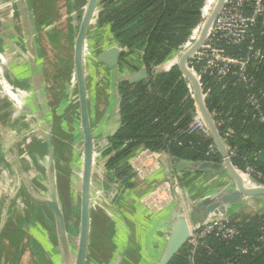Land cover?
I'll use <instances>...</instances> for the list:
<instances>
[{"label": "crops", "instance_id": "crops-1", "mask_svg": "<svg viewBox=\"0 0 264 264\" xmlns=\"http://www.w3.org/2000/svg\"><path fill=\"white\" fill-rule=\"evenodd\" d=\"M87 3L88 0H0V123L13 138L0 144V166L2 164L10 172L13 168L19 175L20 171L26 181L21 192L22 213L16 218H19V223L11 216L4 217L7 222L0 219L5 227L0 237V264L75 262L80 229L78 183L83 137L79 109L74 103L78 92L73 55ZM91 25L92 22L86 32L83 49L87 112L94 145L98 144L103 154L110 147L109 139L121 122L118 115L120 78L137 75L143 66L137 55L129 60L128 65H121L119 55L125 48L109 35L107 29H96ZM115 46L119 52L116 66H107L98 60L101 53L113 50ZM178 60L180 58L176 57L169 61L177 65ZM48 133L49 141L44 138ZM17 139H20V144ZM19 148L27 152L26 162H18L14 151ZM142 153L140 150L135 156ZM162 159L169 166L171 177L185 179V190L198 200L205 194H195L194 191L214 176L223 174L187 170L185 161L160 151L145 155L141 167L146 175L142 177L135 174L131 164L133 159L128 161L133 174L132 186L124 188L123 182L114 176V171L105 166V158L96 162L93 159L92 195L100 193L96 187L99 186L104 196L114 201L111 203L119 214L113 216L100 202L90 200L84 264H110L117 257L120 258L119 264H152L164 253L171 227V210L168 204L158 208L148 202L152 192L169 181L162 171ZM254 160L264 164V150L255 154ZM176 162L180 170L176 169ZM22 163L23 168L19 169ZM155 164L157 166L154 167ZM238 175L243 183L247 182L249 190L258 188L250 183L249 176L244 173ZM119 198L121 202L117 206ZM46 200L57 202L63 216V229L44 203ZM186 206L188 208L181 204V213L191 229L190 218L197 221L203 215L197 212L201 209L190 206V216L189 205ZM234 206L237 203L228 205L225 214L237 212L238 215L239 208L237 210ZM3 207L0 215L4 214ZM96 233L102 239L108 238L112 245L103 262L91 256L94 248L91 238ZM2 239L10 240L14 245L10 252L6 251L9 242Z\"/></svg>", "mask_w": 264, "mask_h": 264}, {"label": "trees", "instance_id": "trees-1", "mask_svg": "<svg viewBox=\"0 0 264 264\" xmlns=\"http://www.w3.org/2000/svg\"><path fill=\"white\" fill-rule=\"evenodd\" d=\"M204 1L101 0L97 26L107 29L109 35L125 48L119 55L120 64L128 65L137 55L146 70V79L142 81L120 82L121 122L109 139L110 147L103 152L105 166L114 171L124 188L132 186L133 174L128 161L142 149L165 151L172 158L185 162L221 161L217 151L209 153L213 143L211 138L201 131L188 133L196 112L195 101L178 67L169 61L172 51L188 37L184 44L190 41L203 23L201 7ZM214 46L223 56L241 61L249 57L250 46L264 52V22L258 20L238 45L219 40ZM163 63H166V69L172 67L158 72ZM237 71V66H231L230 72L221 80L202 75L205 106L215 114V122H223L217 130L234 152L230 158L233 166L239 171L252 168L264 175V164L254 160V155L264 150V124L258 120L259 114H264V63L249 60L243 72L246 81L232 73ZM250 97L257 101V107L250 104ZM227 131L230 134L224 137ZM120 198L116 201L117 206ZM230 223L240 233L233 240L223 241L209 235L194 254H190L186 243L168 264H264V246L259 242L264 236V214ZM243 245L249 250L245 255L237 250Z\"/></svg>", "mask_w": 264, "mask_h": 264}, {"label": "water", "instance_id": "water-1", "mask_svg": "<svg viewBox=\"0 0 264 264\" xmlns=\"http://www.w3.org/2000/svg\"><path fill=\"white\" fill-rule=\"evenodd\" d=\"M97 0H88V3L84 9L83 15L81 17V22L79 26V32L76 37L74 43V75L77 81V92H78V109L82 127V146H81V153H82V165H81V175L78 183V192H79V199H80V229H79V237L78 242L76 245L75 251V262L74 264H84L85 257L87 253V245H88V233H89V219H90V211H89V202L91 199L94 201H98L102 204V206L108 211L109 214L113 213V216H117L118 209L108 200L104 193L102 192L99 186H96L100 193L98 195H92V187L94 184L91 180V171H92V160H93V145L94 139L93 134L90 130L89 126V117L87 112V98H86V87H85V77H84V68H83V49H84V41L86 32L88 30L89 25L91 24L96 8ZM225 0H220L215 12L212 15L207 27L203 30L198 42L195 44L193 49L188 51L184 54L181 58L179 63L176 65L180 71V73L185 76L187 75L193 85V91L195 94L196 106L198 111L200 112L206 127L210 133L211 139L217 149V152L221 156L220 163L214 162H184L185 165H188L187 170H194V171H204V172H211V173H227L230 178L233 180L235 190L229 193H219V194H212L207 197L202 198L200 201H197L196 204L189 205V210L191 207H195V209H201L197 211L198 214H202L203 218L201 220L194 221L190 218V226L184 216L182 215L181 203L177 201V199H173L169 202L167 207H170L171 213L169 215V219L171 221V227L169 229V237L167 239L166 248L164 253L161 257L156 260L152 264H168L171 259L179 252V250L188 242L190 237L191 230H197L204 226L208 220L213 216H222L225 214L226 207L230 204L237 203L242 200V198H247L249 201V205L253 208H257L258 206L262 205L264 202V185L258 182L255 179H252L260 188L255 190H247L244 189L242 186L241 180L237 175V169L233 166L228 154L225 150L223 141L216 129L213 119L210 116V113L206 109L205 102L202 98V91L200 84L196 77L189 71L187 67V61L191 57L193 53H195L200 46L204 43L206 39V33L208 28L212 25L214 20L216 19L217 15L221 11ZM119 55L117 47L115 49L101 53L98 57V60L103 62L107 66H116V59ZM161 68V67H159ZM163 69V68H161ZM163 69V72L168 71ZM146 79V70L144 67L139 71L137 75H132L124 78H120L121 82H128L129 84L137 83ZM119 98V105H118V115L120 117V96ZM44 138L49 141L50 135L45 134ZM51 146V145H49ZM50 155H51V147H50ZM15 152V151H14ZM17 157V156H16ZM162 166V171L164 175H167L169 181L171 180V171L169 166L164 159ZM175 167L178 169L177 162ZM28 187V186H27ZM256 198H260L261 200L256 201ZM44 203L51 209L54 213L56 218L60 223L61 229H63V216L59 209V206L56 201L53 200H46ZM191 206V207H190ZM192 211L190 210V216H192ZM202 212V213H201ZM120 258H115L110 264H119Z\"/></svg>", "mask_w": 264, "mask_h": 264}, {"label": "built area", "instance_id": "built-area-1", "mask_svg": "<svg viewBox=\"0 0 264 264\" xmlns=\"http://www.w3.org/2000/svg\"><path fill=\"white\" fill-rule=\"evenodd\" d=\"M247 9L249 10L248 13L246 12ZM258 20H262L264 22V0H225V3L221 11L217 15L214 22L212 23V24L217 23V26L215 28H212L211 26L210 32L206 37L204 43L195 53L191 55V57L187 61V67L189 71L196 77V79L200 84L202 91V98L204 102L206 98V93H204L202 88V82H201L202 75L206 74L212 77H216L218 80H221L230 72L231 66H237L238 71L232 73L237 74L242 80L246 81V78L243 76L244 75L243 72L245 71L248 61L252 59L259 63H264V52L262 49H253V47L250 46L249 51L251 53L249 57L246 60L241 61L223 56L215 49L214 46V44L219 40L220 41L223 40L227 43L238 45L239 43H241V40L250 33V30L256 25ZM250 36L252 37V35ZM251 43H253V39L251 40L250 44ZM198 66H200L199 69ZM183 78L186 88L188 89V92L191 98L195 101V105H196L194 91L190 88V85L188 84L186 78L184 76ZM249 100L252 106L257 107V101L254 99V97H250ZM74 103L77 104L78 106L77 98L74 100ZM210 116L213 119L215 117V114L212 112L210 113ZM258 120L262 124H264V114H259ZM213 122L216 129H218L219 126L223 125V122H215L214 119ZM199 131L204 133L207 137L211 138L210 133L206 127V124L196 106V112L194 114L191 124L188 127V133L199 132ZM229 134L230 132L227 131L224 133L223 136L227 137L229 136ZM221 139L223 141L228 157L231 158V156L234 155V152L228 148L222 137ZM142 151H143L142 153L143 155L141 154L138 156H134L132 158L133 160L131 159L132 160L131 164L133 165L131 166L135 174L138 175V177L139 176L142 177L146 175L145 174L146 171L141 167V163L145 155L147 154L154 155V152L150 150L142 149ZM215 151H217V149L214 143H212L209 146V153H213ZM94 154H96L95 145H93V155H92L93 159H94ZM155 166L157 165L155 164L154 167ZM241 172L248 175L250 178L261 180L262 183L261 182L260 183L264 185L263 184L264 175H261L252 168H247L245 171H241ZM172 179H174V181H176L177 183V180H175V178ZM176 183H174V185ZM169 189L170 186L168 185V183H166L163 184L158 189H156L154 192H152V194L148 198V202L152 203V207L157 206L158 208H162L165 205L169 204V202L171 201V191ZM173 191L177 193V187L173 188ZM161 192L165 193V197L167 196L168 199L166 198L164 201H161L159 197V195H161ZM112 195L113 194H110V197H112ZM111 202L113 203L114 201ZM239 234L240 233L238 228L232 225L230 221L222 217H213L210 218L208 222L201 228L190 231V237L187 242V245L190 247V254H194V251L197 248V246L202 245L203 239L209 235H212L223 241H231L237 236H239ZM259 242L263 244L262 246H264V236L260 237ZM237 250L242 255H245L249 252L248 247L245 245L239 246Z\"/></svg>", "mask_w": 264, "mask_h": 264}, {"label": "rangeland", "instance_id": "rangeland-1", "mask_svg": "<svg viewBox=\"0 0 264 264\" xmlns=\"http://www.w3.org/2000/svg\"><path fill=\"white\" fill-rule=\"evenodd\" d=\"M210 1L211 0H205L203 5H206V7L208 8L209 5L211 4V3H209ZM216 1L217 0H214V2H216ZM100 3H101V0H97L94 20L92 21V25L96 29L99 28L97 26V17H98V13L100 12V10L102 8ZM204 10H206V8ZM224 10H225V7H224ZM92 25H91V27H92ZM216 26H217V23H214L212 25V28H215ZM93 30L94 29H92V31ZM95 32H97V31L95 30ZM208 39H210V38H208ZM181 46H179L177 49L172 51L170 58H176V57H179L181 55V51H182ZM165 64L166 63H163L159 67L163 68V65H165ZM161 68H158V72L163 71V69H161ZM3 125L4 124L0 123V144H4V142L7 143V141L10 142L13 140V138L9 136L10 132L6 128H4L5 126H3ZM17 140H18L17 143L20 144V141H19L20 139H17ZM99 147L100 146L98 144L95 146V152H96V154H94L95 162L105 158V157H103V154L100 153L101 150ZM15 152L17 154L16 156L18 157L19 163H21L23 161L26 162L25 156H26L27 152L25 151L24 148L23 149L19 148L17 150L15 149ZM26 165L27 164L25 163L24 166L27 167ZM20 167L23 168V163L21 165H19V169H21ZM12 171L13 172H10L6 167H4L1 164V166H0V209L3 206H5V207H3L4 208V211H3L4 214L2 213L0 215V219H2V221H3L5 216H7V217L11 216L12 220H14L15 222L17 221V224H18L19 218L17 220H16V218L18 216H20V214L22 213L21 208H20L22 203H23L22 198H21V192L24 190V183L23 182H26V181H25L24 176L22 175V173L20 171H19L20 175L15 173L13 168H12ZM27 171L25 170V173ZM131 171H132V169H131ZM27 174L29 175L28 172H27ZM172 178H174V177L172 176L171 179ZM175 180H176V178H175ZM173 182L176 183V181H174V179L166 182L170 186L169 190L171 191V200L177 199V201H179L181 204H183L185 208H188L186 205L196 204L197 201H200L196 198L195 195H192L191 192H187L185 190V188H184V185L186 183L185 179L182 180V179L178 178L177 183L175 185ZM224 184H227V186H224ZM175 187H177V193H175L173 191V188H175ZM25 189H27V183L25 184ZM234 190H235V187H234L233 180L230 178L229 175H227V173H223L221 175L214 176L212 179H210L207 182V184L198 187L197 190L194 191V193L195 194L204 193L205 194L204 197H207V196L212 195V194L214 195V194H219V193H221V194L222 193H229V192L234 191ZM159 197H160L161 201H164L167 198V196L165 197V193H162V192H161V195H159ZM259 200H261V199L256 198V201H259ZM248 202L249 201L247 200V198H242L241 201L237 202V206H234V207H236L237 210L239 208L238 213L240 215L239 214L236 215L237 212H233L231 214L229 212V213L225 214L222 218H224L230 222H233V221L245 220L249 217L264 214V202H262V205L258 206L257 208L251 207V205H249ZM234 204L236 205V203H233V205ZM240 211H241V213H240ZM218 217H221V216H218ZM4 221L7 222V220H5V219H4ZM3 224L4 223H0V231L2 230L0 232V237L4 233L3 230L5 227H3ZM5 238H6V236H5ZM2 240H5V239H2ZM5 241L9 242V245L6 247L7 248L6 251L10 252V249L14 245L10 243V240H5ZM91 241H92L93 246H94V248H92V250H91L92 251L91 256H93L95 258L98 257L97 260H100L99 262L105 261L107 259L106 257H108V256H106V253L108 254V252H110V250L112 249V245L109 242V239L108 238L102 239V236L99 233H96L94 236H92ZM2 243H5V242H2ZM102 256H104V257H102ZM124 264H125V262H124Z\"/></svg>", "mask_w": 264, "mask_h": 264}, {"label": "bare ground", "instance_id": "bare-ground-1", "mask_svg": "<svg viewBox=\"0 0 264 264\" xmlns=\"http://www.w3.org/2000/svg\"><path fill=\"white\" fill-rule=\"evenodd\" d=\"M219 1L220 0H217L216 2H214V0H211L209 3H211L210 5H209V7L207 8L206 7V5H202V7H201V12H202V14H203V23L195 30V32H194V36H193V39H191L190 41H188L186 44H184V45H182V47H181V55L179 56V58H181L184 54H186L188 51H190L191 49H193V47L195 46V44L198 42V40H199V38H200V36H201V34H202V32H203V30L205 29V27H207V24L209 23V21H210V19L212 18V15H213V13L215 12V9H216V7H217V5H218V3H219ZM206 8V10H204ZM213 25V24H212ZM211 25V26H212ZM211 26H210V28H208V31H207V33H206V37L208 36V34H209V32H210V29H211ZM179 61L180 60H178L177 62H176V64H178L179 63ZM163 69L164 70H167L166 68H165V65H163ZM185 78H186V80H187V82H188V84L190 85V88L193 90V85H192V83H191V81H190V79H189V77L187 76V75H185L184 76ZM237 175H238V173H242L241 171H239V170H237ZM244 175H246V174H244ZM246 176H248V175H246ZM238 177H239V175H238ZM240 178V177H239ZM250 180V183H254L255 185H256V187H258L257 189H259L260 187L251 179V178H249ZM241 183H242V186L244 187V189H247V190H249L248 188H247V182L245 183H243L242 181H241ZM246 184V185H245ZM249 185V184H248Z\"/></svg>", "mask_w": 264, "mask_h": 264}]
</instances>
